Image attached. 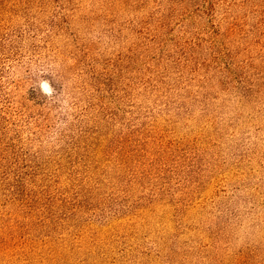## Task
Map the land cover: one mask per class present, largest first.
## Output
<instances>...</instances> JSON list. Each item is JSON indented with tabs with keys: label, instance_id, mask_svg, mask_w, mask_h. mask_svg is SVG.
<instances>
[{
	"label": "rangeland",
	"instance_id": "374dc122",
	"mask_svg": "<svg viewBox=\"0 0 264 264\" xmlns=\"http://www.w3.org/2000/svg\"><path fill=\"white\" fill-rule=\"evenodd\" d=\"M0 264H264V0H0Z\"/></svg>",
	"mask_w": 264,
	"mask_h": 264
},
{
	"label": "clouds",
	"instance_id": "9594fccd",
	"mask_svg": "<svg viewBox=\"0 0 264 264\" xmlns=\"http://www.w3.org/2000/svg\"><path fill=\"white\" fill-rule=\"evenodd\" d=\"M41 90L45 93L50 95L52 92L51 87L49 86V84L47 82L42 81L40 84Z\"/></svg>",
	"mask_w": 264,
	"mask_h": 264
}]
</instances>
